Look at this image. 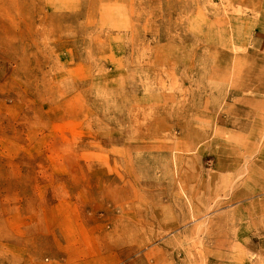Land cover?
I'll return each mask as SVG.
<instances>
[{
    "label": "rangeland",
    "instance_id": "rangeland-1",
    "mask_svg": "<svg viewBox=\"0 0 264 264\" xmlns=\"http://www.w3.org/2000/svg\"><path fill=\"white\" fill-rule=\"evenodd\" d=\"M0 264H264V0H0Z\"/></svg>",
    "mask_w": 264,
    "mask_h": 264
}]
</instances>
